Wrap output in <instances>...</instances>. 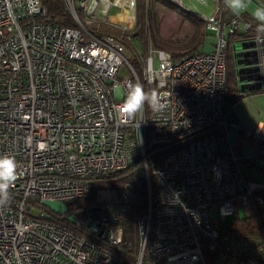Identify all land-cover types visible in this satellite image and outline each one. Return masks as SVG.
<instances>
[{"label":"built area","instance_id":"2783aa9c","mask_svg":"<svg viewBox=\"0 0 264 264\" xmlns=\"http://www.w3.org/2000/svg\"><path fill=\"white\" fill-rule=\"evenodd\" d=\"M64 1L75 26L43 21L41 0H0V155L18 164L11 200L0 206V264H264V232L245 235L222 224L240 211L243 217L264 212V176L241 171L227 136L235 125L224 93L228 36L249 29L241 18L245 8L236 13L226 0H215L211 16L200 14L210 50L173 59L149 48L140 75L118 40L87 30L94 22L110 24L112 7H127L134 18V0L132 7L119 0H79L81 14L75 0ZM225 10L230 18L224 19ZM240 42L253 44L243 49L253 62L244 67L258 69L245 81L236 67L238 84L264 90V42L258 36ZM151 53L158 57L156 69ZM142 79L145 91L165 107L145 105L142 116L128 117V87ZM258 156L264 157V142ZM135 164L141 173L132 182L147 183L148 199L137 219L134 262L86 237L121 244L119 215L130 204L129 184L116 186L119 208L75 210L70 222L78 230L86 224L83 231L32 212L45 200L91 196L92 178Z\"/></svg>","mask_w":264,"mask_h":264},{"label":"trees","instance_id":"16d2710c","mask_svg":"<svg viewBox=\"0 0 264 264\" xmlns=\"http://www.w3.org/2000/svg\"><path fill=\"white\" fill-rule=\"evenodd\" d=\"M41 1L47 10L43 21L62 27L75 26V21L64 0ZM78 1L79 0H75V7L81 14ZM253 1L262 5L264 0ZM157 3L171 6L174 11L181 15L182 20L180 27H182L185 23L187 24L184 39L165 37L163 40L156 42L151 40V15L152 9ZM231 15V10H225L223 13L224 19L230 18ZM241 18L249 24V29L245 33L235 32L228 36L229 46L226 54V84L224 92L227 112L231 111V105L236 100L250 93L249 91L241 90L239 88L236 77V66L233 65L232 59L230 57V46H233V44L239 40L257 37L259 35L258 29L261 23L246 14L245 11L241 13ZM87 30L90 33L98 36L108 35L118 40L129 52L130 57H132L131 62L138 70L140 75L142 72L144 59L147 56L150 46H154V48L159 50H165L171 54L173 59H179L181 57L190 55L191 53L200 52L203 42L209 34L206 29V22L200 13L190 10L185 6H180L179 4L170 0H134V25L129 29L112 24L94 22L90 25H87ZM150 41L152 44H150ZM142 82L143 85V79ZM146 106L148 105L146 104ZM136 166L137 165L135 164V166L128 167L123 171L112 172L110 174L100 175L92 178V195L76 199L80 200L81 203L78 206V209H81L84 206H93V209H97V207H101V205L98 206L99 203L95 198V194L98 190L115 189L119 183L130 185L132 190L130 204L128 205V209L123 210L119 215V223L123 229V241L121 244H119L117 247H114L108 245L104 239L99 236L95 235L90 237L88 233L86 235L87 238H90L100 244L102 248L129 262H134L139 253L140 247L137 219L146 212L148 199L147 183L141 182L137 184L132 182V176L135 174L134 168ZM260 174V177L263 178L264 169H260ZM151 185L154 194L157 195L156 183L153 177ZM35 207L40 209L41 212L42 210L46 209V206H44L42 203H36ZM48 213H50L49 217L43 218L59 226L67 227L77 231H83V229L87 226L86 224L81 225L80 229L78 230L75 229L72 222L67 220L65 214L57 213L52 210H49ZM222 224L227 231L245 235H259L260 233L264 232V212L259 210V212L248 217L235 215L232 218L222 222ZM208 258H210V256ZM145 260L146 259H144L143 264H149Z\"/></svg>","mask_w":264,"mask_h":264},{"label":"rangeland","instance_id":"374dc122","mask_svg":"<svg viewBox=\"0 0 264 264\" xmlns=\"http://www.w3.org/2000/svg\"><path fill=\"white\" fill-rule=\"evenodd\" d=\"M195 2V6L192 5V2L190 0H184L182 6H185L186 8L193 10L195 12L200 13L201 15H212V9H213V1L214 0H206V4L203 5L198 1ZM159 8V11H158ZM124 9H128L127 7H112L109 16L110 18L113 15H116L120 11L122 12ZM134 10V7H133ZM123 17V16H122ZM125 18V16H124ZM181 15H179L174 9L165 4L157 3L156 6L152 9V15H151V40L152 41H159L163 40L165 37H172V38H179L184 39L185 30L187 28V24H183L182 27H180L181 23ZM116 21V17L112 19L111 23L112 25H115L116 23H113ZM120 25L124 26H131L134 25V18L130 17L129 20H126L125 22L120 23ZM117 26V25H115ZM121 27V26H120ZM129 27V28H131ZM123 28V27H122ZM128 28V29H129ZM150 44L151 41H150ZM154 48V46H153ZM155 49V48H154ZM155 51V50H154ZM201 51H203V48H201ZM240 52V46L237 42L233 44V46H230V57L232 59L233 65H235V59L238 58V54ZM127 55H130L128 51H126ZM151 57L153 60V68L156 69L158 67V57L156 53H151ZM236 57V58H235ZM132 57L129 58V62H131ZM132 63V62H131ZM241 90H244V85L241 84ZM135 173H141V167L136 166L134 168ZM255 171V169H254ZM253 171V172H254ZM254 179L259 178V172L254 174ZM96 201L99 203L98 206L104 205V204H112L115 208H119V201H120V195L117 190L115 189H106V190H98L95 194ZM42 204L46 206V209L52 210L57 213L65 214V217L68 221H73L75 218V210L78 209V206L81 204L80 200H71V199H65V200H45L42 201ZM83 209L90 210L93 209V206H84ZM98 208V207H97ZM44 209L42 212L37 207H33L32 212H41L42 216L49 217L50 213ZM213 210H211L212 216L215 217ZM240 216H244V213L240 211ZM166 256H162L164 259Z\"/></svg>","mask_w":264,"mask_h":264},{"label":"crops","instance_id":"0c3cea01","mask_svg":"<svg viewBox=\"0 0 264 264\" xmlns=\"http://www.w3.org/2000/svg\"><path fill=\"white\" fill-rule=\"evenodd\" d=\"M170 1L174 2V0ZM181 2L183 4L184 0ZM190 2L192 1L190 0ZM192 5L195 6V2H192ZM257 7L261 6L253 0H247L245 13L256 20L253 12ZM211 46L212 39L207 37L202 48L204 51H208ZM241 84L243 83H239V88H241ZM230 110L235 125L228 126L227 136L233 152L240 157V169L250 177L259 172L260 177V169H264V157L258 156L259 149L264 142V90L251 91L248 95L239 98L231 105ZM250 156H253V161H246V158Z\"/></svg>","mask_w":264,"mask_h":264},{"label":"clouds","instance_id":"9594fccd","mask_svg":"<svg viewBox=\"0 0 264 264\" xmlns=\"http://www.w3.org/2000/svg\"><path fill=\"white\" fill-rule=\"evenodd\" d=\"M228 7L238 13L244 9L246 0H226ZM257 21L261 22L258 29V40L264 42V7H257L253 12ZM148 105L153 111L162 110L165 104L155 94H149L145 91L141 83L130 84L123 109L128 117L142 116L145 105ZM18 164L11 155H0V206L6 205L11 200L10 188L17 180Z\"/></svg>","mask_w":264,"mask_h":264},{"label":"water","instance_id":"95a60500","mask_svg":"<svg viewBox=\"0 0 264 264\" xmlns=\"http://www.w3.org/2000/svg\"><path fill=\"white\" fill-rule=\"evenodd\" d=\"M239 46H240V52L238 54V58L235 59V63H236V67L238 68V72L240 73V75L242 76V79L247 81L249 79V72L252 70V69H258V67H244L245 65H248V64H252L253 62L248 58L249 56V51L247 50H243L245 47L247 46H252L253 44H248L246 42H240L238 43ZM244 87H245V91H255V90H258L259 88L254 86L253 84L251 83H244ZM90 225V223H89Z\"/></svg>","mask_w":264,"mask_h":264},{"label":"bare ground","instance_id":"6f19581e","mask_svg":"<svg viewBox=\"0 0 264 264\" xmlns=\"http://www.w3.org/2000/svg\"><path fill=\"white\" fill-rule=\"evenodd\" d=\"M119 2L121 3H125L128 4L132 7V4L129 0H119ZM123 16V17H122ZM125 16V18H124ZM116 17V21H114L113 23H116L115 25L119 26L120 23L125 22L126 20H129L130 17H133V13L131 10L129 9H124L122 12L120 11L118 14L113 15L110 18V22L112 21V19H114ZM151 49H154L153 46H150ZM156 49V48H155ZM157 50V49H156ZM129 61V59H128ZM130 63V62H129ZM132 66H134L132 63H130ZM135 68V67H134Z\"/></svg>","mask_w":264,"mask_h":264}]
</instances>
